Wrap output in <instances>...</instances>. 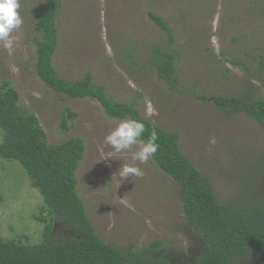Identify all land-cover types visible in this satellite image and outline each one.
Instances as JSON below:
<instances>
[{"label":"rangeland","instance_id":"374dc122","mask_svg":"<svg viewBox=\"0 0 264 264\" xmlns=\"http://www.w3.org/2000/svg\"><path fill=\"white\" fill-rule=\"evenodd\" d=\"M19 2L23 23L12 33L14 48L0 44V84L6 81L18 92L19 105L37 116L49 144L83 140L76 192L99 237L119 249H140L158 239L178 263L191 262L198 242L188 236L180 187L152 158L133 159L141 145L116 153L105 143L121 120L107 116L96 100L70 99L38 78L32 39L44 2ZM148 12L173 29L174 92L150 63L152 47H165L168 40ZM56 26L52 66L63 79L73 82L90 73L112 101L132 104L152 124L176 133L179 151L208 178L220 203L235 208L252 198L264 203V130L211 102L217 95L264 99V71L258 72L264 0H62ZM67 110L76 116L65 132L60 123ZM123 165L140 167L144 176L122 180ZM0 194V238L39 242L44 224L34 216L43 201L15 161L0 160ZM66 232L57 226L53 236ZM240 264H264V255L250 253Z\"/></svg>","mask_w":264,"mask_h":264},{"label":"trees","instance_id":"16d2710c","mask_svg":"<svg viewBox=\"0 0 264 264\" xmlns=\"http://www.w3.org/2000/svg\"><path fill=\"white\" fill-rule=\"evenodd\" d=\"M44 7L34 22L37 37L35 73L52 91L70 99L91 98L111 118L137 119L145 123L147 140L152 130L159 137V148L152 160L179 187L182 211L190 239L198 242L193 260L178 263L161 240L136 249H119L104 242L86 214L76 192V170L83 159L85 144L70 138L49 144L47 134L37 116L19 105L18 92L6 81L0 84V160L15 161L26 172L30 184L43 201L34 218L43 223L39 242L29 243L27 237L5 241L0 238V264H240L250 253L264 255V203L250 199L240 208L220 203L208 178L179 151L177 134L168 133L140 115L127 103L111 100L102 86L92 83V75L68 82L52 66L57 46L58 8L62 0H42ZM149 19L165 33L168 45L153 46L150 63L170 91L177 90L175 69L177 52L173 29L159 15L148 12ZM240 64L238 61H233ZM264 71V54L258 72ZM202 100L207 98L202 96ZM213 106L227 114H243L264 130V99L217 95ZM75 114L66 111L60 128L68 131ZM2 195L0 194V202ZM66 229L67 236L54 237V227Z\"/></svg>","mask_w":264,"mask_h":264},{"label":"clouds","instance_id":"9594fccd","mask_svg":"<svg viewBox=\"0 0 264 264\" xmlns=\"http://www.w3.org/2000/svg\"><path fill=\"white\" fill-rule=\"evenodd\" d=\"M19 0H0V44L9 51L14 48L15 39L12 33L23 23ZM146 132L145 123L132 118L121 120L105 137V143L116 153L131 151L134 146L141 145L138 151L134 152L133 159L141 163L148 162L158 151L159 137L155 130H152L148 139L142 138ZM211 143L215 144L213 138ZM118 176L123 180L129 176L142 178L143 170L138 166L123 165Z\"/></svg>","mask_w":264,"mask_h":264}]
</instances>
